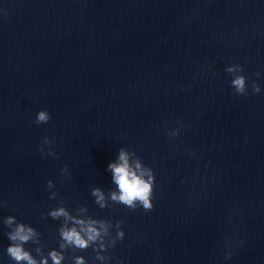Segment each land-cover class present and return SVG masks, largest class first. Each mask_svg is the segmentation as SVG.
Masks as SVG:
<instances>
[{
  "label": "clouds",
  "instance_id": "1",
  "mask_svg": "<svg viewBox=\"0 0 264 264\" xmlns=\"http://www.w3.org/2000/svg\"><path fill=\"white\" fill-rule=\"evenodd\" d=\"M226 71L234 74L231 85L234 88L235 93L237 95H247V78L242 74L244 69L240 65H232L227 67ZM259 75L260 73H257V76ZM252 90L255 93H259L261 88L258 84L253 83ZM49 120L50 114L47 110H41L38 112L36 117L37 124L47 123ZM174 135H176V133H174ZM66 169L67 168H65V170ZM108 170L112 173V180L117 186V191L110 194L113 201L123 204L133 210H135L138 205L142 206L146 211H151L153 209L155 175L151 168L143 167L139 158H137L134 163L130 162V153L121 148L119 150L117 161L109 163ZM48 183L51 184V181ZM92 194L97 198V202L104 200V193L99 188L94 189ZM51 215L53 217H58L61 215H67V213L61 208L52 212ZM14 219V217L9 216L6 223L11 225L14 222ZM79 223L83 224L84 222L79 221ZM83 230L87 233L86 239L75 227L62 230L61 236L69 244H73L79 249H86L89 247V242L96 241L100 233L92 226V224H89L87 228ZM34 235L33 228L26 227L23 223L17 224L15 230L8 233V239L12 241V243L7 247V253L16 264H21V262L38 264L30 252L26 251L24 248V245L28 243ZM117 235L119 239H123L124 232L120 231ZM49 255L54 264H61L63 256L60 253L53 250ZM39 264H47V259H42ZM76 264H85L84 258L77 257Z\"/></svg>",
  "mask_w": 264,
  "mask_h": 264
}]
</instances>
